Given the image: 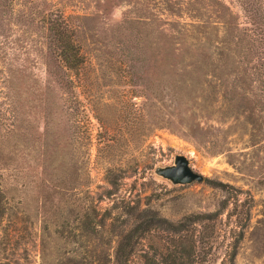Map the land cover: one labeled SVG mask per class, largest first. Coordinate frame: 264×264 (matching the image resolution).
<instances>
[{
	"label": "rangeland",
	"instance_id": "obj_1",
	"mask_svg": "<svg viewBox=\"0 0 264 264\" xmlns=\"http://www.w3.org/2000/svg\"><path fill=\"white\" fill-rule=\"evenodd\" d=\"M64 2L70 3L67 12L87 15L75 19L92 25L88 32L93 35L86 34L83 41L84 61L74 74L71 98L67 99L63 89L55 90L52 129L58 134L53 163L57 174L52 173V179L40 167L43 142L51 137L43 125L44 66L33 51L26 62L29 75L22 80L26 90L18 116L33 125L25 129L31 138L16 148L9 147L13 158L0 164V184L9 197L11 212L4 225L15 231L6 254L10 264H57L61 255L73 252L75 239L96 240L94 234L81 236L77 230L85 212L89 217L93 214L94 220L103 219L106 227L115 226V233L102 235L114 244L117 230L126 221L123 209L128 200L155 208L172 220L224 206L217 216L208 264H220L228 242L236 237L235 264H264V138L252 145L250 125L244 118L220 121L218 111H213L212 118H200L203 135L199 139L168 127L154 128L151 64L146 61L145 78L140 77L137 48L133 47L132 58L126 56L110 28L118 21L116 10L121 17L127 4L96 15L94 0ZM5 53L0 70L12 57L9 47L0 56ZM16 54L21 58L24 53L17 50ZM5 83L0 73V112L8 117L7 102L12 100L4 96ZM143 92L149 96L144 103ZM2 127L0 146L6 153ZM176 153L186 154L203 179L173 184L154 172L156 165L171 163ZM60 164L66 169L61 170ZM61 172L66 173L64 184L57 182ZM42 176L48 196L37 191ZM39 233L46 241L43 255ZM144 247L153 250L150 245ZM131 264L143 262L135 255Z\"/></svg>",
	"mask_w": 264,
	"mask_h": 264
},
{
	"label": "trees",
	"instance_id": "obj_2",
	"mask_svg": "<svg viewBox=\"0 0 264 264\" xmlns=\"http://www.w3.org/2000/svg\"><path fill=\"white\" fill-rule=\"evenodd\" d=\"M64 1L0 0V52L9 47L12 53L0 70L6 82L2 91L12 100L7 102L10 115L5 117L0 112L8 149L4 153L0 146V164L6 165L13 158L9 147L16 148L31 138L25 129L33 125L18 115L25 89L22 80L29 75L26 62L33 51L45 73L43 125L51 137L46 136L43 142L40 167L49 179L52 173L57 174L53 163L58 134L52 129L55 90L61 88L67 99L71 98L74 74L84 61L83 41L86 34L93 35L88 32L92 25L75 19L87 15L67 12L70 3ZM94 1L96 15L127 4L110 28L126 56L132 58L133 47L137 48L140 77L145 78L146 61L151 64L154 128L168 127L199 139L203 135L200 118H212L218 111L220 121L243 117L250 125L248 140L252 145L264 138V0ZM17 50L24 53L21 58ZM141 95L145 96L142 103L149 99L144 92ZM59 166L66 169L64 164ZM60 174L57 182L66 183V173ZM44 181L42 176L36 183L37 191L48 196ZM235 199L236 204L237 196ZM8 201L0 184V264H10L6 254L15 233L4 225L11 215ZM223 208L172 220L155 208L128 200L123 209L126 221L117 230L114 244L112 239L103 240L102 235L115 233V226L106 227L103 219L94 220L93 214L89 217L85 212L77 230L81 236L89 233L98 238L75 239L73 252L61 255L57 264H131L135 255L143 264H208L212 261L217 216ZM238 245L239 237L228 242L220 264H235ZM38 246L43 255L46 241L40 233Z\"/></svg>",
	"mask_w": 264,
	"mask_h": 264
},
{
	"label": "water",
	"instance_id": "obj_3",
	"mask_svg": "<svg viewBox=\"0 0 264 264\" xmlns=\"http://www.w3.org/2000/svg\"><path fill=\"white\" fill-rule=\"evenodd\" d=\"M153 170L173 184H184L203 179V174L193 169L189 158L184 153H176L171 163L158 164Z\"/></svg>",
	"mask_w": 264,
	"mask_h": 264
},
{
	"label": "clouds",
	"instance_id": "obj_4",
	"mask_svg": "<svg viewBox=\"0 0 264 264\" xmlns=\"http://www.w3.org/2000/svg\"><path fill=\"white\" fill-rule=\"evenodd\" d=\"M114 16L116 19L120 18V10L119 9L116 10V12L114 13Z\"/></svg>",
	"mask_w": 264,
	"mask_h": 264
}]
</instances>
